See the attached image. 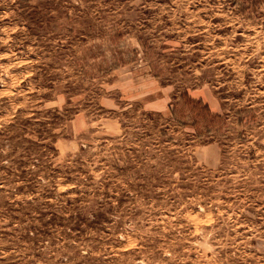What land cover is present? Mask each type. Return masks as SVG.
Instances as JSON below:
<instances>
[{"label": "rangeland", "instance_id": "rangeland-1", "mask_svg": "<svg viewBox=\"0 0 264 264\" xmlns=\"http://www.w3.org/2000/svg\"><path fill=\"white\" fill-rule=\"evenodd\" d=\"M0 0V264H264V0Z\"/></svg>", "mask_w": 264, "mask_h": 264}, {"label": "trees", "instance_id": "trees-1", "mask_svg": "<svg viewBox=\"0 0 264 264\" xmlns=\"http://www.w3.org/2000/svg\"><path fill=\"white\" fill-rule=\"evenodd\" d=\"M228 1H230L233 5L237 6V5L247 4L246 2L248 0H228Z\"/></svg>", "mask_w": 264, "mask_h": 264}]
</instances>
